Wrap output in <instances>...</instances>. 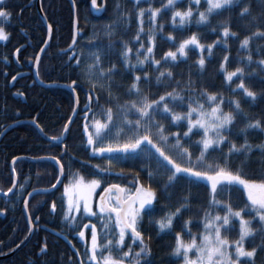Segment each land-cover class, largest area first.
Segmentation results:
<instances>
[{
  "label": "trees",
  "instance_id": "16d2710c",
  "mask_svg": "<svg viewBox=\"0 0 264 264\" xmlns=\"http://www.w3.org/2000/svg\"><path fill=\"white\" fill-rule=\"evenodd\" d=\"M34 1L32 5H29ZM36 0H3L4 9L10 13L7 18L0 17V27L9 34L7 41H0V134L3 130L21 120H34L49 137H61L65 125L72 116L75 98L73 93L65 88L40 86L33 74V64L41 48L48 38V28L43 22L37 7ZM77 7L78 16V37L73 44L74 38V12L69 0H42V8L45 16L52 26V39L44 53L38 68L39 77L46 83L71 84L72 80L81 83V70L92 63L89 53L96 51L97 46L102 50L103 55L100 60V67L104 70L112 65L117 71L112 75L111 81L100 79L95 92L100 97V105L103 107H113L116 110L115 101L109 104L107 94L110 91L113 98H118L120 104L134 100V95L128 94V88L132 83L133 75L143 76L147 72L149 83H141V88L148 95L149 99H155L158 95L175 90L184 97L183 105L169 101V108L175 112L187 113L189 97L198 99L200 104L207 110L210 102L201 95L202 92L216 93L224 97L222 108L225 112L234 111V106L229 100H239L240 107L244 115H236V119L231 125V132H224V135L239 148L247 141L251 145V151L241 149L240 154H234L229 159V166L233 171L237 169L245 179L262 181L264 180V149L259 145L264 144V68L258 61L264 59V38L252 36L257 29L264 31V8L257 3V0H250L252 16L257 17L255 23L250 17L241 18L239 7L233 6L220 11V14L212 15L210 20L213 26L218 22L228 21L236 37H229L227 40V55L229 56L226 68L231 71L235 67H242L245 72V85L250 90L257 93L255 100L246 98L241 90L233 91L238 80L234 77L232 83H226L224 71L220 69V63L226 54L223 47H214L213 54L209 59L205 53L206 64L201 70L196 61L199 58V50L190 46L188 56L179 58L175 62L165 64L163 61L157 71V66L145 62L143 66L136 65L133 72L131 66L125 67L122 63L120 52L124 42H128L133 49L132 64H135V50L139 45L133 43L132 38L137 32V8L147 10L160 8L162 0H141L137 6L136 0H106V11L101 17H95L90 10L91 0H74ZM119 4V8L116 5ZM189 7L188 0L176 4V8L163 12L162 17L157 18V24H163V35L171 33L176 42L186 38L192 33H196L201 43H212L218 39L219 27L216 32H212L205 25H197V7L192 5L193 16L191 24L184 29L179 26V18L174 27L171 24V11L179 9L186 10ZM207 8L206 0H201L198 10L203 12ZM126 16L127 20L121 19ZM111 25L113 34L109 38L105 34V26ZM144 31L150 28L147 12L145 13ZM250 36L249 50L240 47V41ZM145 40L144 36H141ZM27 47L20 53L19 61L21 66L15 63L14 53L16 49L23 45ZM111 44V48H109ZM145 44L147 41L145 40ZM259 46V50H258ZM175 50V44L162 40L157 34L155 59H161L164 51ZM144 49H141L143 53ZM251 53L252 62L249 63L247 57ZM143 58V56H141ZM76 59L80 61V67L76 65ZM21 67V68H20ZM170 70L173 73L171 80H164L157 83L156 76L160 71ZM21 70H30L26 76L18 79L14 84L11 81ZM80 77V78H78ZM189 81L191 83L189 84ZM104 85L101 90L100 85ZM89 85L86 80L75 90L78 93L81 108L86 102V91ZM19 93L20 97L15 94ZM21 95L26 97L23 100ZM193 107L196 105L193 103ZM92 109L95 117L103 120L100 108L95 100L92 102ZM89 112V116L93 115ZM193 113V119H195ZM136 115H129V119H136ZM155 119L164 124L167 131L183 132L186 130V121H181L179 126H172L168 116L155 115ZM259 120L260 128L247 129V123ZM83 112L80 111L70 132L62 143L47 141L39 132L38 128L31 124H20L9 130L0 141V189L5 193L12 188L14 178L11 170L13 158L18 157H55L59 159L64 167L65 182L59 189L50 193L35 194L29 202V212L34 220L37 216L40 220V229L36 231L28 244L16 254L7 259H1L0 264H89L87 248L91 242V224L97 226L98 242L104 243V229L97 217H86L80 213L77 215L75 225H70L64 219V211L67 209V199L64 186L73 175H80L87 179H100L101 184L98 194L109 184H120L125 187L126 195L134 192V184L138 182L147 186L150 181L147 179L145 170L146 164L155 167V161H144L140 159H126L119 162L114 161L112 170L102 172L100 168L108 167L107 154L97 155L93 153L91 146L87 144V134L84 132ZM241 129H246L241 132ZM202 131L194 130L190 139H182V143L189 148L193 161L199 155V146L195 143L202 137ZM229 150V144L224 143L219 146V150L210 152L207 157L208 163L223 164V155ZM17 175V189L10 195L0 194V255L7 254L14 250L27 236L29 232V222L24 210V200L28 193L34 189L50 188L59 178V167L53 161H27L20 160L14 165ZM122 173V175H121ZM24 188L20 189L19 185ZM157 187L156 184L152 185ZM154 201L151 210L142 214L139 229L143 234L144 243L150 253L141 257V264L150 261V264H185L183 254H176V234L180 236L184 243H189L193 237L197 243L205 234L204 223L205 213L210 216L225 214V204H231L233 209L243 208L250 202L247 194L238 185H228L223 190H218L217 200L222 203L211 204L210 187L206 181H201L197 185H190L187 181L181 180L174 188L169 189L171 198L159 194ZM186 193L189 194L187 210L181 209L180 215L174 219L171 229L161 231L156 220L164 217L168 212L174 211L181 203V198ZM97 194V195H98ZM115 195V194H114ZM55 203L56 209L52 211L51 205ZM245 219L251 221L250 227L254 229V234L244 240V247L247 250L256 248V254L251 260L241 258L240 264H264V234L259 231L260 224L258 217L250 209L246 210ZM255 217V218H253ZM188 221L185 228V222ZM84 224H89L85 231V238L81 239L77 233ZM222 236L230 242L239 239V223L232 219L229 231L221 230ZM109 239L111 236L108 237ZM84 241L86 248L83 250ZM125 246L131 244L134 251H139L140 241H132L131 235L126 236ZM47 245L46 251L41 253L40 249ZM75 248L79 253L75 252ZM234 249V248H232ZM124 250H127L125 247ZM102 249L98 250V255ZM107 255V252H104ZM81 255V256H79ZM194 256L193 253L190 254ZM78 256L81 258H78ZM114 257L118 253L113 252Z\"/></svg>",
  "mask_w": 264,
  "mask_h": 264
},
{
  "label": "snow or ice",
  "instance_id": "6c2138e0",
  "mask_svg": "<svg viewBox=\"0 0 264 264\" xmlns=\"http://www.w3.org/2000/svg\"><path fill=\"white\" fill-rule=\"evenodd\" d=\"M141 0H136L137 6ZM183 0H162L160 8H152L149 6L147 10L144 8H137V32L132 38L133 43L139 45L135 50V64H132L133 49L129 46L128 42H124L120 55L122 57V63L125 67L131 66L133 72L136 70V65L143 66L145 62L159 66L163 61L165 64L175 62L179 58H186L188 56V50L190 46H194L199 50V58L196 61L197 66L202 70L205 67L206 59L205 53H207L210 59L213 54L214 47H223L225 49V55L220 63V69L224 71V79L226 83H232L235 77L238 80L236 88L233 91L241 90L242 94L246 98L255 100L257 93L250 90L245 85V72L242 67H235L229 71L226 68L229 56L227 55V40L229 37H236L237 33L233 32L228 21L218 22L216 26H213L210 17L212 15H219L221 10L226 8H232L233 6L239 7L238 15L243 18L245 16L251 18V22L255 23L257 17L252 16L250 8V0H206L207 8L201 12L198 10L200 0H188L189 7L186 10L176 9L171 11V24L175 27L177 24V18H179V26L184 29L187 25L191 24V18L193 16L192 5L197 7V25H205L210 31L216 32L219 27L218 39L212 43H201L200 38L196 33H192L186 38L181 39L178 43L175 37L169 33L167 36L163 35V24H157V18L162 17L163 12L170 11L176 8V4L182 3ZM257 3L264 8V0H257ZM91 5L97 7V0H91ZM102 7V5H101ZM119 8V4L116 5ZM147 12L150 28L147 32L144 31L143 23L145 13ZM10 15L3 7V0H0V17L7 18ZM121 19L127 20L126 16ZM52 26L48 25L49 37H51ZM105 34L109 38L113 34V28L111 25L105 26ZM157 34H160L162 40H167L175 44V50L169 49L164 51L161 55V59H155L156 40ZM9 34L5 32L3 27H0V41H7ZM144 36L145 40L141 39ZM252 36L257 38H264V31L257 29ZM250 36H245L240 41V47L249 50ZM75 39L73 38V44ZM93 48H97L96 51L89 53V57L92 63L86 64L81 70V83L78 84L77 80H72L73 91L76 87H80L84 80L87 81L89 88L86 91V102L83 106V120L84 132L87 134V144L91 146L93 153L104 155L107 154L108 167L100 168L96 167L102 172H109L112 170V164L114 161L119 162L126 159H140L144 161H155V167L151 164L145 165L147 179L150 183L145 186L138 182L134 184V192L131 195L121 196L119 193H125L126 188L120 184H109L104 188L105 193H118L113 199L111 195L107 198L100 197V203L94 209L92 204V194L97 187L100 186V179H92L87 183L84 177L80 176L73 185L65 186V193L69 194L70 188L72 189L71 195H69L68 206L64 211V219L70 224L75 225L77 215L79 213L84 214L86 217H97L101 222L104 231V243L98 242L99 236L97 226L91 224V242L87 248L89 264H141V257L147 256L150 253L147 245L144 243L143 234L139 229V224L142 220V214L151 210L154 201L158 199L159 194L171 198L169 189L174 188L181 180H185L190 185H197L201 181H206L210 187L211 192V204L219 206L222 202L216 199L218 190H223L228 185H238L247 194V200L249 204H245L243 208L234 210L231 204H225V214L223 216L217 214L210 216L205 213L204 229L206 234L201 237L200 243H197L195 237L191 239L189 243H184L180 233L176 234V247L174 252L176 254H183L186 264H240L241 258H248L251 260L256 254V248L250 250L245 249L244 240L246 237L254 234V229L250 227L251 221L245 219L246 210H251L255 213V217H258L260 224L259 231L264 234V180L256 181L245 179L240 170L233 171L229 166V159L234 154H240L241 149L245 151H251V145L245 143L239 148L237 145L224 135V132H231V125H233L236 115H244L243 110L240 107L239 100H229V103L234 106V111L225 112L222 108L224 103V97L216 93H208L204 91L202 96L210 102L209 109H205L203 104H200L198 99L189 97V103L187 105V113L175 112L169 108V101L173 103H179L183 105L184 97L180 93L173 90L172 92H165L158 95L155 99H149L148 95L144 93L141 88V83H149L148 73L143 72V76L136 74L132 77V83L128 88V94L134 95L136 99L126 101L120 104L118 98H113L111 92L107 94L109 104L115 101L116 110L113 107H103L100 105V97L96 94L95 89L98 84L97 77L100 79L111 81L112 75L117 71L116 66L112 65L109 69L104 70L100 67L102 50L93 45ZM111 48V44H109ZM141 49H144L143 53ZM259 50V46H258ZM19 52V49H16ZM43 51V49H41ZM143 56V58H141ZM39 55L35 57L37 64L39 63ZM249 63L252 62L251 53L247 57ZM258 64L264 68V59L258 61ZM76 65L80 67L79 59H76ZM15 76L13 80H15ZM80 78V77H78ZM173 73L170 70L160 71L156 76L157 83H161L164 80H171ZM191 81H189V84ZM101 90H104V85H100ZM95 103L101 110V114L104 119H98L95 117V113L92 109V102ZM193 103L196 107H193ZM89 112H93L90 117ZM193 113L196 114V118L193 119ZM75 114V112H74ZM160 114L162 116H168L172 126H179L181 121H186V130L181 132L179 130L175 132L167 131L164 124L155 119V115ZM129 115H136V119H129ZM71 122V118H69ZM261 122L259 120L247 123V129L260 128ZM194 129L202 130V137L195 143L199 146V155L193 161L192 153L189 148L182 143V139H190L194 134ZM68 126L65 125L64 130L67 132ZM264 131V129H261ZM241 132H245L246 129H241ZM53 139H58L53 137ZM228 143L229 150L222 157L224 163H208L207 157L210 152L219 150L221 144ZM261 149H264V144L259 145ZM17 158H13V164ZM15 172V168L12 169ZM122 175V173H121ZM156 184L157 187L152 185ZM13 187L16 184L13 183ZM20 189L24 188V185H19ZM52 187H55L53 185ZM12 188L7 191L12 192ZM2 191V189H0ZM33 191H36L35 189ZM32 195L31 192L28 193ZM189 194L186 193L181 198V203L175 208L174 211L168 212L164 217L156 220L161 231L171 229L174 219L177 218L181 209L187 210ZM24 206L27 209L28 201L24 200ZM52 211H55L56 205L53 202L51 205ZM253 217V218H255ZM38 220L39 217L37 216ZM232 219H235L239 223V239L230 242L226 237L222 236L221 230L225 232L229 231V226L232 223ZM189 222H185V228ZM33 227L31 215H29V232ZM89 224H84L83 228L78 231L77 235L81 238H85V231ZM131 235L133 243L136 240L140 241L139 251H134L132 245L125 246V238L127 235ZM111 236L109 239L108 237ZM19 246V245H18ZM234 246V256L229 253L228 249ZM127 250H124V248ZM47 245L40 249L41 253L45 252ZM102 249L98 255V250ZM195 249L197 253V259L192 260L188 257V252ZM118 253V257L113 256V252ZM107 252V255L104 254ZM83 264V261L80 262ZM145 264H150V261H146Z\"/></svg>",
  "mask_w": 264,
  "mask_h": 264
},
{
  "label": "water",
  "instance_id": "95a60500",
  "mask_svg": "<svg viewBox=\"0 0 264 264\" xmlns=\"http://www.w3.org/2000/svg\"><path fill=\"white\" fill-rule=\"evenodd\" d=\"M71 5H72V8H73V11H74V27H73V31H74V39L76 41L77 39V36H78V33H79V30H78V18H77V7H76V4H75V1L74 0H69ZM36 7H37V10L43 20V22L46 24V26L48 27V25L50 24L45 16V13L43 11V8H42V0H37L36 2ZM106 0H102V7L101 5L99 4V0H97V7H93L90 3V9H91V12L94 16L96 17H101L105 11H106ZM52 34H53V31L51 32V37H49V33H48V38L46 40V43L44 44V46L41 48L43 49V51H39L38 55L40 57L39 59V63L37 64L36 60L34 62V68H33V73H34V77H35V80L36 82L42 86V87H45V88H51V87H59V88H65V89H68L70 90L73 95H74V98H75V108H74V112L71 116V122H68L67 123V126H68V130L67 132L64 131L63 133V136L61 138H58V139H53L52 137H49L48 135H46L43 131V129L37 124L36 121L34 120H21V121H18V122H14L13 124L9 125L8 127H6L3 132L0 134V141L2 140V138L5 136V134L11 130L12 128H14L15 126L17 125H20V124H31V125H34L38 128L39 132L41 133V135L49 142H55V143H62L63 141H65V139L67 138L69 132H70V129L79 113V110H80V102H79V96H78V93L77 91H73V86L72 84H65V83H46V82H43L40 77H39V72H38V68H39V64H40V61L44 55V53L46 52L49 44H50V41L52 39ZM26 48V45L22 46L19 48V52H15L14 54V59L17 63H19V54ZM30 64H33V61H30ZM23 75H25V73H22V74H19L15 80H17L18 78L22 77ZM13 80V81H15ZM18 96V94L16 95ZM23 98L26 100L25 96H23ZM20 160H27V161H33V162H39V161H53L55 162L58 167H59V171H60V176H59V179L57 181V183L55 184V187H50V188H42V189H35L36 191H32V195L27 197V201L29 203L30 199L35 195V194H38V193H50V192H53L57 189H59L64 180H65V171H64V167L61 163V161H59L57 158H54V157H40V158H32V157H18L16 160H15V163L17 161H20ZM15 163L13 164V161L11 162V170L14 168V165ZM12 174H13V178H14V183L16 184V187H13L12 186V192H9V193H6V194H3V195H10L12 194L16 189H17V186H18V180H17V176H16V173L12 171ZM112 193H116L115 191L112 192ZM0 194H2L0 192ZM111 193H105L104 191L102 192L101 196H104L105 198H107ZM118 194V193H116ZM119 195L121 196H124V193H119ZM100 196V197H101ZM100 201V200H99ZM25 207V206H24ZM25 211H26V214H27V217H28V220H29V210H28V206H27V209L25 208ZM39 220H36L35 223H38ZM33 224V227H32V230L31 232H29L28 236L25 238V240L23 242H21L19 244V246H17L13 251H11L10 253L8 254H5V255H1L0 256V260L1 259H7V258H10L11 256H13L14 254H16L18 251H20L22 248H24L28 242L31 240L32 236H33V233H34V223Z\"/></svg>",
  "mask_w": 264,
  "mask_h": 264
},
{
  "label": "rangeland",
  "instance_id": "374dc122",
  "mask_svg": "<svg viewBox=\"0 0 264 264\" xmlns=\"http://www.w3.org/2000/svg\"><path fill=\"white\" fill-rule=\"evenodd\" d=\"M201 1V0H200ZM195 116V118H196V114L194 115ZM194 130H198V129H194ZM199 131H202V130H199ZM97 155H100V154H97ZM105 155V154H104ZM80 177V175H73L72 176V178H70L69 180H67V182H66V184H65V186L66 185H69V186H71V185H73L74 183H75V181L78 179ZM83 177V176H82ZM84 180H85V182L87 183L88 181H90V180H92V179H87V178H84ZM65 186H64V189H65ZM100 187V186H99ZM99 187H97L96 189H95V191L93 192V194H92V204H94V208H96V205H95V203H96V201H97V197H96V192H97V194H98V189H99ZM65 191V190H64ZM71 194H73L72 193V189L70 188V192H69V194H66L65 193V195H66V199H67V205H68V200H69V195H71ZM80 214V213H79ZM76 215H78V214H76ZM205 234H206V232H205ZM200 242H198V244H199ZM232 248H234V246L233 247H230L229 249H228V251H229V253H231L232 254V258L233 259H235V256H234V249H232ZM191 253H193L194 254V256H191L190 254ZM188 257L190 258V259H192V260H196L197 259V253H196V251H195V249H192V250H190L189 252H188ZM185 264H186V261H185Z\"/></svg>",
  "mask_w": 264,
  "mask_h": 264
},
{
  "label": "flooded vegetation",
  "instance_id": "af4514ba",
  "mask_svg": "<svg viewBox=\"0 0 264 264\" xmlns=\"http://www.w3.org/2000/svg\"><path fill=\"white\" fill-rule=\"evenodd\" d=\"M34 3V1H31L30 2V4L29 5H32ZM19 66H21V64L19 65ZM21 68V67H20ZM31 71L30 70H21L18 74H21V73H26V75L27 74H29ZM18 74H16V76L18 75ZM81 110H82V108H81ZM112 197H113V199H115V197H116V195H114V193H112V194H110ZM124 196H127L126 195V192L124 193ZM100 197V196H99ZM99 204V198H98V200H97V205ZM93 207H95L94 206V204H93ZM95 209V208H94ZM39 220V219H38ZM35 221H36V218L33 220V222L35 223ZM40 229V220L38 221V223H35V231H34V233L36 232V231H38ZM83 244V250H85V248H86V242L84 241V243H82ZM75 252L77 253V255H78V253H79V250L77 249V248H75ZM79 256H81V255H79ZM78 256V258H80ZM81 259V258H80ZM80 262H81V260H80Z\"/></svg>",
  "mask_w": 264,
  "mask_h": 264
}]
</instances>
